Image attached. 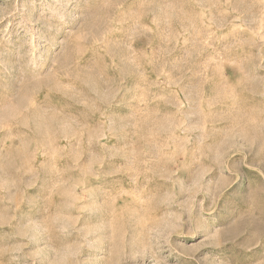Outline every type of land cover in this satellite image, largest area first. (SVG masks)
Listing matches in <instances>:
<instances>
[{"label": "rangeland", "instance_id": "374dc122", "mask_svg": "<svg viewBox=\"0 0 264 264\" xmlns=\"http://www.w3.org/2000/svg\"><path fill=\"white\" fill-rule=\"evenodd\" d=\"M0 264H264V0H0Z\"/></svg>", "mask_w": 264, "mask_h": 264}, {"label": "bare ground", "instance_id": "6f19581e", "mask_svg": "<svg viewBox=\"0 0 264 264\" xmlns=\"http://www.w3.org/2000/svg\"><path fill=\"white\" fill-rule=\"evenodd\" d=\"M39 122V121H38Z\"/></svg>", "mask_w": 264, "mask_h": 264}]
</instances>
